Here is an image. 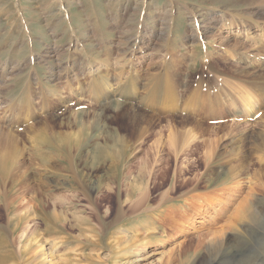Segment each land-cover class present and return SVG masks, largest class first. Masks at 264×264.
<instances>
[{
  "label": "rangeland",
  "instance_id": "374dc122",
  "mask_svg": "<svg viewBox=\"0 0 264 264\" xmlns=\"http://www.w3.org/2000/svg\"><path fill=\"white\" fill-rule=\"evenodd\" d=\"M263 191L264 0H0L4 264H264Z\"/></svg>",
  "mask_w": 264,
  "mask_h": 264
},
{
  "label": "bare ground",
  "instance_id": "6f19581e",
  "mask_svg": "<svg viewBox=\"0 0 264 264\" xmlns=\"http://www.w3.org/2000/svg\"><path fill=\"white\" fill-rule=\"evenodd\" d=\"M168 12V11H167ZM166 14H168V13H166ZM197 29V28H196ZM134 46V44L132 45V47ZM122 86V85H121ZM129 91H126V90H124V89H121L120 87H115V88H113V91H112V93H110L109 94V96L107 97V98H105L103 101H106L108 98H110V97H121V98H123V99H128V97H129ZM105 103V102H104ZM64 148V147H63ZM8 161H5L4 163H3V166H2V168H1V172H3V174H4V176H5V173L7 172V173H9L10 171H7L8 170V167L10 166L9 164L11 163V162H13L14 163V159H13V152H10L9 154H8ZM46 157V156H45ZM44 157V158H45ZM56 157V156H55ZM15 158V157H14ZM53 158V157H52ZM49 160V159H48ZM13 163H11V164H13ZM3 169V170H2ZM9 169H10V167H9ZM14 169V168H13ZM14 173V172H13ZM2 174V173H1ZM12 174V173H11ZM14 175V174H13ZM8 176V175H7ZM6 176V177H7ZM10 176V175H9ZM12 176V175H11ZM9 178H11V177H9ZM2 179V178H1ZM5 179V178H4ZM12 179V178H11ZM10 180V179H9ZM13 180V179H12ZM248 180V179H247ZM5 181V180H4ZM6 181H8L7 180V178H6ZM250 182V181H249ZM248 182V183H249ZM241 183V182H240ZM233 184V183H232ZM242 185H243V183H242ZM239 188H240V186H239ZM261 188V187H260ZM264 192V191H263ZM255 193V192H254ZM260 193V192H259ZM245 194V193H244ZM249 194H252V193H249ZM249 194L247 195V196H249ZM262 195H264V194H262ZM246 196V195H245ZM251 197V196H250ZM250 197H247V198H249L250 199ZM252 197H254V196H252ZM243 198V197H242ZM242 198H240L241 200H242ZM246 198V197H245ZM263 198H264V196H263ZM262 197H261V199H263ZM252 199V198H251ZM260 199V198H259ZM236 200V199H235ZM240 200V201H241ZM247 200V199H246ZM248 201V200H247ZM247 201H242L241 203H240V205L237 207V208H235V210H234V212L232 211V209L230 210V212H232V214H233V217H232V215L230 214L229 216H227V218H225V220H224V225H221V227H222V231L223 232H230V234H231V232H236L237 233V236H236V238H238L239 236H242V240H241V243H247V241L246 240H248V239H250V241L252 240V242H253V240H255V239H261L262 241H264V205L263 206H259V205H255V202L253 203V202H251V203H249V204H251V205H247L248 204V202ZM42 202H44V201H42ZM238 202H239V199H238ZM263 202H264V199H263ZM41 203V202H40ZM226 203H228V204H226L225 206H227L228 207V205H229V202H226ZM259 203V202H258ZM44 204H46V203H44ZM257 204V203H256ZM232 205V204H231ZM39 206V205H38ZM233 206V205H232ZM236 206V205H235ZM35 207H37V206H35ZM44 208V207H43ZM38 209V208H37ZM33 210L35 211V212H33V213H35V215H37V213H39V214H42V210L43 209H39L38 211L37 210H35L34 208H33ZM228 211V210H227ZM225 216V217H226ZM231 216V217H230ZM28 217V216H27ZM58 216L56 215V216H54V217H51L50 219H49V222H47L45 219H38V220H40V222L39 223H41V224H45L46 223V225L47 226H49V225H51L52 227H60V222H62L63 220H60L59 218H57ZM60 217V216H59ZM131 217V216H130ZM25 218V217H24ZM35 218V217H34ZM74 218V217H73ZM26 219V218H25ZM37 220V219H36ZM45 220V221H44ZM60 221V222H59ZM84 222V221H83ZM38 224V223H37ZM243 224V225H242ZM21 225V224H20ZM45 226V225H44ZM220 227V228H221ZM245 228V229H244ZM85 229V228H84ZM81 231V230H80ZM211 233V232H210ZM221 233V232H220ZM225 234V233H224ZM228 235V234H227ZM124 236V235H123ZM129 236V235H128ZM226 236V235H225ZM125 237V236H124ZM127 237V236H126ZM226 238V237H225ZM235 237H230V236H227V238L226 239H224V241H223V243L225 242V247L227 248V249H229L230 248V243H231V241H234L235 239H236ZM241 238V237H240ZM205 239V238H204ZM239 239V238H238ZM84 240V239H83ZM100 240V239H99ZM237 240V239H236ZM240 240V239H239ZM86 242L88 241V240H85ZM96 241H98V240H96ZM222 242V241H221ZM251 242V243H252ZM87 243H89V241L87 242ZM87 243H86V245H87ZM239 243V242H238ZM237 243V244H238ZM148 244V243H147ZM234 244V243H233ZM243 244H241L242 246L241 247H243ZM85 245V246H86ZM202 245V244H201ZM219 245V244H218ZM239 245H240V243H239ZM1 246V245H0ZM83 246V245H82ZM221 246V245H220ZM232 246V245H231ZM251 246V245H250ZM6 247V246H5ZM240 247V248H241ZM249 247V246H248ZM247 247V248H248ZM3 248V247H2ZM84 248V247H83ZM226 248L224 249L226 252L228 251V250H226ZM252 248V247H251ZM251 248L249 249V250H251ZM232 249V248H231ZM238 249H239V246H238ZM146 247L144 248V250L142 251V252H146ZM230 251V250H229ZM17 252V251H16ZM16 252L15 253H13V252H7V254L6 255H4V256H2V257H0V264H4L9 258H15L16 256H17V254H16ZM188 252V251H187ZM186 252V253H187ZM191 252V251H190ZM196 252V251H195ZM195 252H193V253H195ZM18 253V252H17ZM147 253H148V251H147ZM189 253V252H188ZM193 253H190V255L192 256V254ZM145 254V253H144ZM186 255H188V254H186ZM223 255V254H222ZM230 254H229V252L227 253V256H229ZM190 256V257H191ZM194 256V255H193ZM20 257H23V254L21 255L20 254ZM116 258V257H115ZM140 260V259H139ZM256 263V262H255ZM114 264V263H113ZM184 264V263H183Z\"/></svg>",
  "mask_w": 264,
  "mask_h": 264
}]
</instances>
